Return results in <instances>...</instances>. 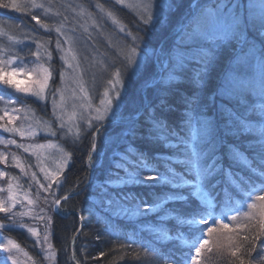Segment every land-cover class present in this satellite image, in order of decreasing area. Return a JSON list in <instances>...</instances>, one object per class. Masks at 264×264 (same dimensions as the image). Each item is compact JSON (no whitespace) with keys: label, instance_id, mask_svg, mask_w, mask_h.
<instances>
[{"label":"snow or ice","instance_id":"1","mask_svg":"<svg viewBox=\"0 0 264 264\" xmlns=\"http://www.w3.org/2000/svg\"><path fill=\"white\" fill-rule=\"evenodd\" d=\"M115 3L121 5L124 0H115ZM97 6L114 25L120 26V32H126L125 26L112 11L105 10L103 5ZM43 7L37 0H27L23 5L15 0L12 3L0 0V8L27 12L38 25L50 31L48 24L30 12V9ZM137 7L141 10L140 24L135 32H126L125 43L117 53L120 66L114 67L111 72L110 87L105 89L100 106L93 108L82 81L73 80L83 94L81 99L84 103L79 105L81 113H95L84 120L83 134L87 136L91 133L86 178L77 182L71 194L55 198L58 193L54 189L63 188L62 174L71 159L66 153L55 161V169L40 168L48 181L47 187L39 181L36 183L53 197L49 207L53 214L59 216L69 214L61 207L62 201L79 195L85 187L92 192L89 197L92 204L99 205L113 216H144L158 208L165 214L161 222L170 217L175 221L177 231L169 235L170 229L166 230L156 239L179 241L181 248L194 249V254L171 249L165 253L151 244L143 246L144 255L162 259L164 264H204L200 260L202 250L211 253L213 247L210 240L214 234L224 230L229 233L227 245L216 244V250L227 247L239 264H245L242 257L251 256L257 250V242L264 247V0H228L227 3L218 0L211 8L193 4L192 10L182 17V22L158 45L153 44L154 34L169 26L172 14L179 7L178 0H138ZM93 24L96 22L93 21ZM55 31L64 36L60 27H56ZM8 38L13 39L11 36ZM168 40L171 42L167 43ZM74 43L67 37L63 42L58 40L56 43L55 50L63 53L60 59L64 67L59 72L62 85L67 70L82 71L79 63H72L77 58ZM62 44L69 47L65 49ZM42 46L39 41L36 42L38 49ZM4 54L5 50H0V84L37 100H45L47 91L51 89L49 81L54 82L55 69L50 62L52 53L47 52V66L37 63L31 71L13 66V61L23 62L19 54L9 55L7 59L3 58ZM31 56L37 61L43 59L39 51L32 52ZM33 72L36 73L34 79ZM17 75L27 76L28 82L22 86L20 81L13 79ZM134 83L138 86L131 91L129 85ZM0 100H4L6 105L3 115H0V121L7 117V124L0 123L5 132L23 138L34 137L39 130L55 137L65 127L56 112V109L64 107V91L60 87L52 91L53 114L60 121L55 130L51 123L40 120L36 121L38 130L32 124L27 127L9 126L17 119L7 107L14 101L5 100L3 95H0ZM11 111L24 112L25 119H30L28 112L32 110L25 106ZM72 116L76 117L77 113L74 111ZM79 119L83 120L82 114ZM76 131L78 139L82 133L78 124ZM0 142L16 144L15 140ZM52 146L51 143L47 145ZM17 147L29 152L30 148L43 149L45 145L25 147L20 144ZM161 149H168L172 157L179 158V171L176 167H169L167 174L162 175L157 168L144 175L150 168V161L158 159ZM249 152L251 159L246 155ZM3 159L0 155V160ZM12 159L23 172L19 158L13 155ZM238 166H243L251 175L245 177L235 171ZM4 175L0 172V176ZM35 176L33 173V180ZM128 186H159L168 191L156 195L153 203H148L126 190ZM12 187L10 183L8 206L0 202V213L9 214L5 218L10 223L0 222V229L15 226L16 216L29 215L24 211L13 213V207L20 201L12 194ZM236 192L247 201V211H242V201L234 198ZM256 193L259 194L254 195ZM169 202L179 206L169 207ZM28 203L33 204L34 201L29 199ZM46 211L41 209L42 213ZM34 218L45 220L42 215ZM80 219L83 221L84 217ZM241 219L246 222L240 223ZM46 222L51 226L52 216H47ZM19 227L36 236L37 245H40L35 227L25 224ZM108 227L111 229L112 225L109 223ZM240 230L251 231L253 235L241 236ZM80 231L77 229L78 233ZM126 239L137 243L131 238ZM48 240L46 230L43 241L48 251L45 256L54 259L56 253L51 251L52 245ZM0 250L8 253L3 264L8 261L18 264L13 252L20 250V245L15 240L5 239L4 243H0ZM72 259L75 264H81L75 256Z\"/></svg>","mask_w":264,"mask_h":264},{"label":"rangeland","instance_id":"2","mask_svg":"<svg viewBox=\"0 0 264 264\" xmlns=\"http://www.w3.org/2000/svg\"><path fill=\"white\" fill-rule=\"evenodd\" d=\"M52 1V0H50ZM48 4L50 7L45 5L44 0H37L38 3L44 5L43 8L31 9L34 12V15L40 17L41 21L50 26V31L42 28L34 20L31 19L34 31L27 33V37L17 38L9 40L10 45H1L0 50H5L4 59H7L9 55L19 54L23 57V62L13 61V66L25 68L26 71H31L36 68L37 63H44L45 66L49 63L47 60V52L52 53L51 64L55 67L54 74V86H51L52 80L49 81L51 89L47 91L45 100H37L35 97L30 95L26 96L24 93L16 92L15 89L9 88L5 85L0 84V92L4 96L5 100H12L14 103L7 105L10 110V114L16 116L17 119L12 122V125L20 127L24 125L27 127L29 124H32L33 127L39 129V125L36 124L37 120L42 122H49L52 124L53 129H57L60 121H57L56 115L53 114V104H52V91L55 88L60 87L64 91V107L63 109H56L57 114L61 116L62 121L65 123V127L62 132L58 131L57 135L53 137L50 133L37 131V135L34 137H21L15 133L5 132L0 128V141L15 140L16 144H6L0 142V155L5 159L0 160V172H4V176H0V202H3L7 207L9 201V190L8 186L12 184V194L15 195L16 199L20 203L16 204L12 211L13 213L19 212H29L27 216H16L15 226L8 227L5 229H0V243H4L5 239L15 240L17 244L20 245V250H14L13 254L15 255L18 264H57L56 263V250L52 244V225L47 224V216H51V209L49 204L53 199L52 196L48 195L43 189L40 188V184H44L47 187L48 181L44 179V173L40 171L41 167H45L47 170H53L56 167L55 161L69 154L68 144L70 146L80 144L81 140L85 135L83 134V129L85 127L84 120L88 118L89 115H95L94 112L88 113L83 112L79 108L81 103L84 101L81 99L82 93L79 91L77 84L73 83V80L82 81L88 95L91 98V105L93 108L100 106V100L103 98V93L105 89L109 88L110 85L108 81L111 79V72L114 70V67L120 66V58L117 55L120 48L123 47L125 43L126 32L131 30L136 31L137 26L140 24V8L137 7L138 0H124V3L117 5L115 0H53ZM185 1V0H184ZM27 2V1H24ZM210 0H189V3L185 4L178 12H174L170 22L171 24L163 29L160 32L154 34L153 44L158 45L162 40H165L166 37H169L171 30L174 27L175 21L182 22V17L186 13H189L192 10V5L196 4L199 7L208 6ZM12 3V2H9ZM97 5H103L105 10L112 11L116 17L120 20L121 24L125 26L126 32L122 33L119 31V25H114L112 21L106 16L105 12H102ZM209 7V6H208ZM11 9V8H8ZM14 10V9H11ZM83 10V14H81ZM90 14V15H89ZM93 21L96 24H93ZM179 22V23H180ZM96 25H99L97 27ZM17 28L22 27L21 24H15ZM60 27L64 33V36H60L55 28ZM1 28V27H0ZM2 29H0L1 31ZM70 38L74 43V51L76 53V60H73V65L79 63L81 72H72V70L66 71L65 82L62 85L60 81L59 72L63 65V61L60 59L63 53L57 52L56 43L57 41L63 42L65 38ZM130 39V38H128ZM39 41L43 46L41 48L36 47V42ZM171 41L168 40L167 43ZM62 46L67 49L69 45L62 44ZM39 51L41 53L40 61H37L36 57L31 56L32 52ZM55 58V62H53ZM56 66H55V65ZM36 77V73H32V78ZM13 79L18 80L22 83V86L28 82V77L25 75L14 76ZM1 94V93H0ZM10 94V95H8ZM18 98V99H16ZM35 100L38 102L39 110L46 109L47 114H38L35 109H33L29 104L30 100ZM57 101L60 100V97H56ZM4 100H0V115H3V109L5 108ZM27 106L32 111L28 112L30 119H25L24 112H12L11 109L14 108H23ZM75 106V107H74ZM77 113L76 117H73V112ZM83 115V120L79 119L80 115ZM0 123L7 124V117ZM79 125L82 133L77 139L76 125ZM71 128V131H69ZM91 131H95L92 129ZM88 134L91 135L89 132ZM88 141L91 142V138H88ZM52 144V147H47V145ZM23 144L25 147L34 146V145H45L43 149L30 148L29 152H25L23 148L17 147V145ZM91 147V145H90ZM162 158L165 161H172L177 164L178 157L167 156L169 154L168 149H161ZM36 153V154H32ZM13 155L19 158L20 164L23 166L24 171H21V168L16 167V162L12 159ZM171 157V158H170ZM43 161V163H41ZM71 164V159L69 165ZM88 165V162H86ZM65 168L66 169L68 168ZM26 173V174H25ZM33 173L36 174L35 180H33ZM147 175L146 173H143ZM64 179V173L62 174ZM36 181H39L40 184H37ZM64 184V183H63ZM124 187V186H121ZM144 186H128L127 188H141ZM150 188V187H149ZM153 188V187H152ZM61 190V191H60ZM57 191V196L55 198L59 199L62 194V189H54ZM85 191V192H84ZM84 192V196H89L92 194L90 189L86 187L80 192ZM39 193V195H37ZM45 197L47 200H45ZM31 199L34 201L33 204H29L28 200ZM63 202V201H62ZM260 203V202H258ZM63 208V206L61 205ZM41 209H46V213H42ZM242 211H247V205L241 208ZM69 211V210H68ZM159 213V217L162 212L160 210L154 209L151 213H145L144 216L148 214ZM5 213H0V222L8 225L10 222L5 218ZM37 215L45 216L44 221L35 219ZM80 218L81 215L77 214ZM116 219L119 220H132L143 217V216H124V215H115ZM166 220V219H165ZM164 220V221H165ZM225 222H227L225 220ZM246 222L241 219L240 223ZM20 224H25L28 227H35L39 234L40 245H37V237L32 236L31 233L27 231L26 228H20ZM232 226V225H231ZM82 228V223H80L78 228ZM77 228V229H78ZM10 229H16L17 231H23L26 235V238L29 240V246L35 248L36 252L39 254L37 259L33 256L30 250L22 245L14 237H10L7 232ZM47 230L49 234L48 243L52 245V252L56 253L54 259L46 258L45 252L48 251L47 244L44 243L43 237L45 231ZM77 231V230H76ZM74 232V234L76 233ZM80 233V232H79ZM156 235H162L161 230L154 232ZM73 234V235H74ZM72 235V237H73ZM227 235L229 233L227 230L222 231L221 233L214 234L212 238V247L216 244L222 246L227 245ZM79 236V234H78ZM77 236V237H78ZM71 237V238H72ZM77 237L73 244V256L74 254V245L76 243ZM71 240V239H70ZM161 242H169L160 240ZM227 248V247H224ZM262 253L264 256V247L261 246ZM69 250H70V241H69ZM228 251V249H227ZM8 253L0 250V264H3L4 259L7 257ZM72 254L70 251V259L72 264H75V260L72 259ZM208 256V253L202 250L200 259L205 260ZM76 259V258H75ZM7 264H11V261H8Z\"/></svg>","mask_w":264,"mask_h":264},{"label":"trees","instance_id":"3","mask_svg":"<svg viewBox=\"0 0 264 264\" xmlns=\"http://www.w3.org/2000/svg\"><path fill=\"white\" fill-rule=\"evenodd\" d=\"M24 1L27 0H15V2L21 5L26 3ZM3 2L9 3L14 2V0H3ZM44 2L47 7H50L52 4L48 3L54 1L44 0ZM178 2L179 7L176 12H178L185 4L189 3V0H178ZM217 2L218 0H210L208 3L209 8L213 7ZM223 2L227 3L228 0H223ZM30 12L31 14H34L31 9ZM179 22L180 21H175L174 27ZM15 24H21L22 27L17 28ZM170 24L171 22L169 25ZM0 27V29H2L0 31V46L11 44L9 42V36L14 39H19L27 37V35H29L27 33L34 31V27L31 22V15L29 13L17 12L16 10L5 8H0ZM53 62H55V58H53ZM51 83V86H54L53 80ZM137 86L138 85L134 83L129 85V88L131 91H134ZM0 93V95H2V92ZM28 100L31 101V103H29L31 104L30 106L35 109L38 114H47L46 109L39 110L37 101L29 98ZM82 138L83 139L78 145V142L76 145H67L71 156V164L66 171H64L62 194L72 192L77 182H82L87 176L86 162H88V151L91 145L88 138H91V135L87 134V136ZM246 155H248L249 159L252 158L250 152L246 153ZM167 156H171L170 152ZM162 157L161 152H159L158 159L150 161V168L144 173L149 174V172L153 169L158 168L160 174L166 175L169 167H176L177 171H179L177 164L172 161H165ZM234 170L241 172L245 177L251 175L247 169L243 168V166H238ZM253 179H255V177H253ZM256 183H259V180H256ZM126 190H130L134 195H138L139 198L148 203H153L156 195L168 191L167 188H161L159 186L153 188L145 186L141 188H127ZM84 192L76 196H71L70 199L62 202L61 205L63 208L66 210H72L73 213H69L64 216L51 213L53 219L51 237L53 247L57 253V264H72L70 259L69 241L80 223V218L77 214L84 217L83 221H81V231L74 245L75 258L76 260H79L81 264H164L162 259L156 260L152 255L143 254L145 250L143 246H147L149 244L154 245L157 249H162L165 253H167L170 249L173 251H187V249L180 247L179 241H169L168 243H164L156 239L157 235L154 232L157 230L164 232L170 229L169 235L176 234L177 225L170 217L166 218L163 222H161V217L156 214H148L136 219L135 221L119 220L110 213L105 212L99 205H93L89 199L92 194L84 196ZM257 194L259 193L254 195ZM234 198L242 201L240 205L241 208L247 205V201L241 193H234ZM173 206L178 207L179 205H173L169 202V207ZM90 209L92 211L91 215H89ZM161 215L163 217L165 216L164 213H161ZM109 223L112 225L111 229L108 227ZM232 227H235V225L232 224ZM8 231L9 232L7 233L10 237H14L22 245L26 246L30 250L31 254L37 259L39 254L36 252L35 248L29 246V240L26 238L23 231H17L16 229H10ZM181 231L186 232L187 230L181 229ZM240 234L241 236L249 235L251 237L253 232L240 230ZM126 237L135 240L137 243H131L130 239H126ZM257 244V250L253 251L251 256L244 255L242 257L245 260V264H249V261H251V264H264V256L261 246L259 242H257ZM122 245L123 247H121ZM138 245H142V247H138ZM210 245H212V240H210ZM215 246L213 251L208 253L205 260L200 259L204 262V264H239V260L232 257L229 251H227V248L217 251ZM101 252L104 253L103 256L99 255ZM137 253H140V255H137ZM238 255H240V253H238Z\"/></svg>","mask_w":264,"mask_h":264},{"label":"water","instance_id":"4","mask_svg":"<svg viewBox=\"0 0 264 264\" xmlns=\"http://www.w3.org/2000/svg\"><path fill=\"white\" fill-rule=\"evenodd\" d=\"M69 213H73V211L72 210H69L68 211ZM78 229H80V227L78 228ZM78 232L76 231V233L73 235V237L71 238V240H70V251H71V254H72V256H73V244H74V242H75V239H76V237L78 236Z\"/></svg>","mask_w":264,"mask_h":264}]
</instances>
